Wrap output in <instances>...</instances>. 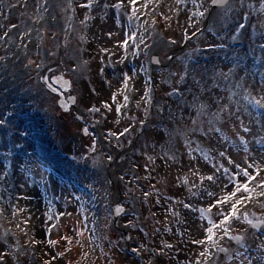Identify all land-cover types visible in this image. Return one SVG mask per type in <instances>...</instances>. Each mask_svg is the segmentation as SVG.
Here are the masks:
<instances>
[{
    "label": "rangeland",
    "instance_id": "obj_1",
    "mask_svg": "<svg viewBox=\"0 0 264 264\" xmlns=\"http://www.w3.org/2000/svg\"><path fill=\"white\" fill-rule=\"evenodd\" d=\"M183 1L0 0V264H264V9Z\"/></svg>",
    "mask_w": 264,
    "mask_h": 264
},
{
    "label": "bare ground",
    "instance_id": "obj_2",
    "mask_svg": "<svg viewBox=\"0 0 264 264\" xmlns=\"http://www.w3.org/2000/svg\"><path fill=\"white\" fill-rule=\"evenodd\" d=\"M158 1H160V0H147V1L143 0V2H141V7L138 8V17L140 19H144L145 15H146V12H143V5H145L147 7V13H148L151 6L156 5V3ZM174 3H175L174 5H177L178 7L189 6L188 3L184 2V1L182 2V0H174ZM257 6H258V9H260V8L264 9V0H259V3ZM227 7H228V5L225 6V8H223V9L225 10ZM224 10L222 11L221 14H219L220 9L215 10L212 14H209L208 18L206 19L207 26L209 27L212 24V22L215 21L214 23H216V24H228V25H231V27H232V24H230V22L227 21L226 17L227 16L231 17L233 15H231V14L229 15V12H227L228 9H226L225 11ZM190 14H191V11H190ZM207 26H204V30H206ZM260 26H261L260 29L262 30V34H264V24H261ZM235 27H237V26H235ZM241 28L242 27L238 28V30ZM138 31H140V30H138ZM140 32H139V36H142L143 33L140 34ZM237 33H238V31L236 32L234 30L232 36L229 37L225 41L226 46L230 51V52L228 51L226 53H229V55L233 58L234 66L228 70V72L226 73V75L224 76L223 79L225 80L224 82L228 83L229 86L235 92L249 93V90H250L249 86L251 85V83H253L251 81L254 80V77H258V74H257L258 70H259V72L264 71V58L261 59L260 64H258V62H256V61H252V59L255 58V56H253V55L246 56L244 58V56L242 55V52H241L242 50H241L240 44L237 43L236 41H234L235 39H237ZM147 35H148V33H147ZM151 50H152V52H156L158 50L156 42H154L152 44ZM262 54H264V53H262ZM230 56H228V58L231 60ZM173 58H174L173 51L167 50V59L170 60V62H168L169 66H171L173 64L172 63ZM248 117L251 120H253L254 123L260 122L264 125V118L261 115H256V114L254 116L248 115ZM114 158H115V154L113 153L112 159H114ZM113 167L116 168V165L114 164ZM235 217H236V213H234L232 215V217L229 221L233 222L235 220Z\"/></svg>",
    "mask_w": 264,
    "mask_h": 264
},
{
    "label": "water",
    "instance_id": "obj_3",
    "mask_svg": "<svg viewBox=\"0 0 264 264\" xmlns=\"http://www.w3.org/2000/svg\"><path fill=\"white\" fill-rule=\"evenodd\" d=\"M229 0H213L212 1V6L213 7H221V6H224L226 5V3L228 2ZM55 84L57 85L58 88H60L62 91L66 92L69 90V81L68 80H64L62 78V76H58V80L55 82ZM68 101H69V104H73L74 102V99L73 97L69 96L68 97ZM59 106L64 110L66 111L67 108H68V105L63 102V101H60L59 102ZM122 212V210L119 208V207H115L114 208V216L117 217L120 213ZM256 228L259 227V225H256L255 226ZM238 239H236L235 241H237Z\"/></svg>",
    "mask_w": 264,
    "mask_h": 264
},
{
    "label": "snow or ice",
    "instance_id": "obj_4",
    "mask_svg": "<svg viewBox=\"0 0 264 264\" xmlns=\"http://www.w3.org/2000/svg\"><path fill=\"white\" fill-rule=\"evenodd\" d=\"M133 2H134V0H133ZM241 2L243 3V0H241ZM249 167H251V165H249ZM240 175L245 177L247 180L255 179V177L249 176V173H248L247 169H244V170L240 171ZM235 178L236 177H233V179H235ZM212 179L213 178L211 176L208 177V180H212ZM239 190H240L239 187H237V191H239ZM243 190L245 192L249 191L247 184H245L243 186ZM209 195H211V193H209ZM222 202H226V201H222ZM233 209L235 210V205H233ZM233 214L234 213H231V214H228V215H224L223 213H221V215H224V219L220 222V224L215 225V227H222L223 228L224 236H228L229 229L227 227H225V225L228 224V222L231 219ZM207 231H208L209 239L211 240L212 236H213V228L209 227ZM213 243L215 244L216 241H213Z\"/></svg>",
    "mask_w": 264,
    "mask_h": 264
}]
</instances>
